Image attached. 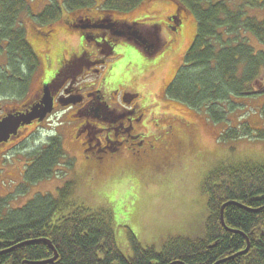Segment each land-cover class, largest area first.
Returning <instances> with one entry per match:
<instances>
[{
	"label": "trees",
	"instance_id": "16d2710c",
	"mask_svg": "<svg viewBox=\"0 0 264 264\" xmlns=\"http://www.w3.org/2000/svg\"><path fill=\"white\" fill-rule=\"evenodd\" d=\"M141 1L118 0L114 8L125 12ZM173 2L176 17L190 14L196 26L183 64L166 93L175 101L204 112L215 124L227 122L236 107L231 97L243 95L264 66V54L255 53L247 45L245 36L249 34L264 44V20L257 21L246 13V8H264V0H243L234 9L227 0ZM25 5V0H0V42L11 40L8 59L22 57L21 62L27 65L32 59L24 33L14 27L15 18ZM68 9L74 10V7ZM54 18L47 15L41 23ZM16 74H20L18 68ZM6 85L16 89L19 84L11 81ZM252 133L247 127L241 131L239 127L229 128L221 138L240 139L251 135L264 140V130ZM30 157L23 172L24 183L51 178L64 158L61 140L50 138L44 146L33 150ZM233 167L213 171L203 184L207 218L201 238L171 237L159 251L130 238L128 257L116 244L110 213L77 202L73 184L67 183L55 196L36 194L16 209L8 207L10 198L0 197V252L46 239L57 253V259L51 264H215L243 251L247 246L245 236L249 241L248 251L222 264H264V166L241 163ZM228 202L241 206L224 208V224L241 234L226 231L221 225L220 209ZM52 257V250L37 242L1 253L0 264L43 262Z\"/></svg>",
	"mask_w": 264,
	"mask_h": 264
},
{
	"label": "rangeland",
	"instance_id": "374dc122",
	"mask_svg": "<svg viewBox=\"0 0 264 264\" xmlns=\"http://www.w3.org/2000/svg\"><path fill=\"white\" fill-rule=\"evenodd\" d=\"M37 1L32 4L36 6ZM227 1L233 9L243 2ZM48 2L50 1L47 0L46 3ZM173 3V0H143L137 12L132 11L122 16L133 19L140 14L143 22H149L143 25L158 23V26H152L155 28L140 29L164 44V47L150 57L149 64L145 61L147 59H141L134 51L137 47L129 44L118 52L119 56H112L108 61L114 62L113 73L116 69L127 67L123 78L130 76L129 87L132 90L129 92H140V96L134 98V115L145 114L142 123L147 126L145 130L140 129V134L152 136L156 130L158 136L163 138L158 149L159 157L161 155L158 166L149 162L144 164L146 159L142 157H133L125 160L127 168L111 174L110 178L92 179L85 173L80 151L72 142L68 124L71 118L61 117L59 120L52 117L39 128L42 129L40 141L31 137L23 147L16 148L14 144L0 148V197L10 198V209L22 207L36 194L55 196L58 189L71 183L73 197L77 202L90 209L110 213L116 244L129 257L130 238L144 247H154L159 251L171 237H203L207 218V195L203 191V184L208 175L220 168H235L241 163L264 166L263 139H254L251 135L240 139L221 138L229 128L239 127L241 131L247 127L252 134L264 130V66L243 95L231 97L234 98L236 107L227 122L215 124L204 112L192 109L167 95L166 85L172 74L182 66L196 26L195 18L187 14L180 17L177 32L172 31L176 24L167 16L175 14L176 4ZM246 13L257 21L264 20V8H246ZM57 26V34L51 39L54 51L67 56L68 52L77 48L79 39L76 38V31L62 28L60 23L54 28ZM245 36L247 45L255 53L264 54V44L249 34ZM57 38L55 44L54 40ZM145 57L148 58L146 55ZM0 63L4 64L5 59L0 57ZM2 94L0 92V96ZM8 99H1L0 105L15 103V99ZM62 122L65 125L59 126ZM154 123L159 130L154 128ZM36 130L37 127L28 129L31 133H36ZM55 133L59 136L64 151V158L55 169V175L37 183H24L23 172L32 159L30 154L44 146L47 139ZM91 133L96 135L95 131ZM173 134L180 137V140L189 139L192 148L187 151L179 147L175 154Z\"/></svg>",
	"mask_w": 264,
	"mask_h": 264
},
{
	"label": "flooded vegetation",
	"instance_id": "af4514ba",
	"mask_svg": "<svg viewBox=\"0 0 264 264\" xmlns=\"http://www.w3.org/2000/svg\"><path fill=\"white\" fill-rule=\"evenodd\" d=\"M25 1L24 9L15 18L14 27L22 29L26 49L32 60L26 65L21 62L22 57L15 58L20 62L8 59V52L12 51L11 40L0 42V57L5 59L4 64L0 63V92L3 93L0 101L4 98L15 99L12 105H0V120L9 115H26L31 111L38 112V116L30 124L19 126L7 142H0V148L14 144L16 148L23 147L31 137L40 141L42 129L39 128L52 117L59 120L64 117L71 118L68 124L72 142L80 151L85 173L92 179L110 178L111 174L127 168L125 160L133 157H142L146 159L144 164L149 162L158 166L161 161L158 149L163 138L158 136L156 130L152 136L140 134V129L147 128L142 123L145 114L134 115V98H138L140 92H129L132 90L129 87L130 76L123 78L127 67L123 66L113 73L114 62H108L110 57L119 56L118 52L126 44L137 47L134 51L141 59H147L145 61L148 64L150 57L164 47L157 38L140 30L141 27L158 26V23L143 25L149 22H143L140 14L133 19L122 17L125 13L137 12L143 0L125 12L114 8L118 0H49V4L47 0H38L36 6L32 4L35 0ZM68 7H74V10ZM50 14L55 18L41 23L44 20L42 18ZM180 17V14L177 17L176 14L167 16L176 24L172 31L177 32L180 27ZM58 23L62 24V28L76 31V38L79 39L77 48L68 52L67 56L54 51L52 45V36H56L58 30V26L54 27ZM57 40H54L55 44ZM16 68L20 72L19 76ZM176 72L172 74L165 91ZM11 81L19 84L16 89L6 85ZM45 98H50L52 105L44 116ZM153 126L157 129L156 123ZM31 127H37L36 133L28 131ZM92 131L96 135H92ZM52 137L59 138L57 133L49 138ZM172 139L176 147L175 154L179 147L187 151L192 148L189 139L180 140L174 134Z\"/></svg>",
	"mask_w": 264,
	"mask_h": 264
},
{
	"label": "water",
	"instance_id": "95a60500",
	"mask_svg": "<svg viewBox=\"0 0 264 264\" xmlns=\"http://www.w3.org/2000/svg\"><path fill=\"white\" fill-rule=\"evenodd\" d=\"M51 105H52V102H51L50 98H45V106L46 107L42 111L43 115L50 111ZM37 116H38V112H32L31 114L22 116L20 118L17 117V116L9 115V116L5 117L4 119L0 120V142H2V141L6 142L11 135H14L16 133V131L19 128L20 125L29 124ZM228 205H236V206H239V207L241 206V205H238L237 203H233V202H228V203L223 204L221 209H220V222H221V225L226 231L241 234L239 231L228 229L225 226V224H224L223 210ZM249 211L250 212H255V213L258 212V210H251V209ZM243 237L246 240V244H247L246 248L243 251H241V252L235 254L234 256H231L230 258H227L225 260H220V261L216 262L215 264H222V263H224L226 261L234 259L235 257H238L240 255L245 254L248 251V249H249V241H248V239L245 236H243ZM37 242H41V243L46 244L52 250L53 257L50 258L49 260H46V261H43V262L28 263L27 261H24L22 264H51V263H53L57 259V253L53 249L52 244L50 243V241H48L46 239H40V240H37V241L22 243V244L17 245L16 247H13V248L8 249L6 251L0 252V254L1 253H5V252L13 251L15 248L21 247L23 245H27V244H31V243H37ZM171 264H181V263H177L176 262V263H171Z\"/></svg>",
	"mask_w": 264,
	"mask_h": 264
},
{
	"label": "bare ground",
	"instance_id": "6f19581e",
	"mask_svg": "<svg viewBox=\"0 0 264 264\" xmlns=\"http://www.w3.org/2000/svg\"><path fill=\"white\" fill-rule=\"evenodd\" d=\"M18 22H19V21H18ZM18 22H17V23H18Z\"/></svg>",
	"mask_w": 264,
	"mask_h": 264
}]
</instances>
